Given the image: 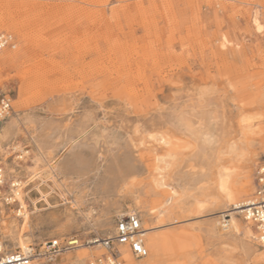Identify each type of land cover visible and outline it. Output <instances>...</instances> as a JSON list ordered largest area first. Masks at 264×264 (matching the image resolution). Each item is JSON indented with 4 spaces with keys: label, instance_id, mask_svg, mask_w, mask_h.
<instances>
[{
    "label": "rangeland",
    "instance_id": "obj_1",
    "mask_svg": "<svg viewBox=\"0 0 264 264\" xmlns=\"http://www.w3.org/2000/svg\"><path fill=\"white\" fill-rule=\"evenodd\" d=\"M3 32L16 42L0 54V86L13 99L3 126L17 113L27 125L0 152L8 176L23 182V214L16 202H0L7 250L22 247L5 231L3 224L12 221L35 245L71 237L85 244L111 234L127 203L133 205L126 191L119 193L122 181L115 176L123 168L138 195L135 211L145 228L156 227L145 237L149 254L129 253L133 261L264 264L263 247L247 248L243 233L223 234L228 217L221 216L226 206L215 188L228 172L230 183L244 191L240 200L256 190L264 158V0H0ZM41 131L51 141L46 158L72 176L63 189L68 199L74 197L68 189L86 187L83 213L71 215L50 179L27 183L26 170L48 175L33 137ZM195 146L199 156L192 155ZM21 149L29 151L22 160ZM191 156L200 170L216 156L229 170L214 165L208 172L213 187L180 210L176 200L192 193L200 178L196 171L179 180L172 175ZM15 167L17 176L9 170ZM101 204L112 207L110 223L95 227L84 213L103 210ZM104 252L84 245L53 264H88Z\"/></svg>",
    "mask_w": 264,
    "mask_h": 264
},
{
    "label": "bare ground",
    "instance_id": "obj_2",
    "mask_svg": "<svg viewBox=\"0 0 264 264\" xmlns=\"http://www.w3.org/2000/svg\"><path fill=\"white\" fill-rule=\"evenodd\" d=\"M17 114L15 116L11 117V119L9 121H7V124L5 126H3L4 124L2 125L1 131H0V152L4 153V151H5L4 142L6 140H8L12 135L15 137L17 134H20V132H23L22 129L26 128V126H27L25 124V118H22V117H20V115H17ZM246 130H247V128H246ZM33 137H35L37 139L35 141V147L37 148V150L40 153L39 160L45 161L44 163H46L47 174L48 175L42 176V172L41 171H37V170H31V171L30 170H26L27 171V176H26L27 183L32 182L35 179V177H39L43 182H46V179H50L51 181L54 182V185L57 186V189L59 188L60 190H62L60 192V194H61V196L63 197V199L65 201L64 203L65 204H71V205L67 206L68 210L71 211V215L75 213V212H73L74 210H78L79 213H81V212L83 213L82 207H81L82 200H80V197H81V194H84L85 196L87 195L86 192L82 193L83 190L86 187H83V189H81V191H73L72 189H68L67 188L68 189L67 193H70L71 195H72V193H74V197L72 198V200H69L67 195H66V193L63 192V189L67 187L65 182L68 181V180H71L72 176L67 174L65 171H63V173H59V170H58V166L59 165H56L55 161H53L51 158H46L45 154L43 153L44 147L47 144L51 143V141H49V139H50L49 138V134L45 133L44 131H41V132L35 134V136H33ZM233 144H234V142H233ZM229 147L230 146H228L225 149H223V153L224 154L228 153ZM16 148L17 147H14V149H16ZM21 153L22 154L18 158H22L23 159L29 153V151L21 149ZM199 153H200V148L198 146L197 147L195 146L193 151H192V155L193 156H199ZM229 153H230V151H229ZM205 158H207V157L205 156L204 159ZM221 161L222 160L220 159V157L216 156L214 158V160L212 161V163L207 164L206 169H204V167H202L203 170H202V168H201V170H200V168H197V166L193 163L192 156L186 158L183 161L182 166L179 169L176 170V172L174 174V177L172 175V178H174V180H176V179L179 180L180 177L184 176L187 172L196 171L197 178H200V179L201 178L202 179L205 178V181H200V179H198L196 181V186L193 187V189H192V191H193L192 193H186L185 192V190L189 191V189L192 186L190 188H188V189L185 188L184 192L186 194L176 200L175 208H178L180 210H185L187 205H189L191 203L193 204V202L196 200V196L197 195L203 194L205 191H208L209 188L213 187L212 185L214 184V182H212L211 174L208 173L209 171H211V168L214 165H218L219 164L220 165V167H219L220 171L221 170H225V172H227V170H229V169H227L226 166L220 164ZM9 170H10V173L13 176H15V175L17 176L18 173H17L16 167L15 168H11V169L9 168ZM18 170H19V168H18ZM43 170H45V169H43ZM204 170H206V171H204ZM126 175L127 174H126L125 169L118 168V170L116 171V176L115 177L119 181V183H120V181H122V184H121V186L119 188V193L120 194L123 193V192L125 193V191H126V193L129 194V198L133 200V202H132L133 205H130V204L127 203V205L125 207V212L124 213H129V212L135 211L134 206L138 207L139 202H138V195L130 190V183L128 181H126ZM9 179H10V182H11V185H10L11 201L12 202H16L19 205V207H20V209H19L20 213L19 214H23V211L21 210L22 209V205H20L21 199L19 197L20 196V192H22V189H23V182H22V180H20L17 177H15V178L14 177H9ZM103 179L108 181L110 179V176L109 175H104ZM230 179H231V176H230ZM230 179H229V174L227 172L224 175H219L218 179L216 180V183H215L216 184L215 188H216L220 198L223 200V202H224V204L226 206V210L222 212L221 216L224 217V218L228 217V219H227L228 228L223 230V234L228 233V232L229 233H234V234L243 233L244 236H245V245H246L247 248H249L250 250L257 249V246L258 247L260 246V247L264 248V243L260 240V238L258 237V234H254L250 230L249 227L241 226V224L237 221V218L234 215V213H237V214L240 213V209H238V208L240 206L239 203L242 200H240L239 198L242 196L244 191H243V189L237 187L238 185L235 186V185L231 184L230 183ZM187 187H189V186H187ZM38 190H40V189H38ZM76 192H77V194H76ZM173 193H174V191H173ZM41 194H42V191H41ZM46 196H47V194H43V198H45L46 199L45 201L47 202ZM0 206H1V203H0ZM101 206L103 207V210H98V209H93L92 208V209H90V211L88 213H86V214L84 213V215L86 217V220L92 226H95V227H98V226L102 227L103 226L104 227V226L109 225V223H110L111 217L107 216V215L111 212L112 207L110 205L109 206H106V205L104 206L102 204H101ZM200 207H201V205H200ZM120 208L121 207L119 205H116V209H118V211H121ZM100 212H102V213H100ZM99 213H100L99 217H96V215H94V214H99ZM14 221H17V220H14ZM142 222H143V220H142ZM248 223H250V222H248ZM3 225L5 227V231H6L7 235H10L11 240L14 241L16 244H19L20 246H22L20 248L21 250H26L28 248V246L30 245V239H29L28 236H25V235L23 236L22 234L20 235L18 232H16L17 227H19L18 224L16 222L12 221V223H9V224L8 223H4ZM209 226L210 227H209L208 230L209 231H213L214 229H213L212 225H209ZM154 228H156V227H149V228L146 227V234H149L150 230H154ZM114 229H115V226H114ZM18 231H19V229H18ZM219 232H221V231H219ZM236 238H238V237H236ZM152 243H153L152 245H154L157 248H160V246L162 245L161 242L158 241V240H153ZM96 248H98V246H96ZM263 255H264V251L261 253V256H263ZM123 258L125 260L124 264H138V263H136L135 261H133L129 257V252H127V251L123 253Z\"/></svg>",
    "mask_w": 264,
    "mask_h": 264
},
{
    "label": "built area",
    "instance_id": "obj_3",
    "mask_svg": "<svg viewBox=\"0 0 264 264\" xmlns=\"http://www.w3.org/2000/svg\"><path fill=\"white\" fill-rule=\"evenodd\" d=\"M15 38L11 33H0V54L8 47H15ZM12 97L0 86V131L3 123L13 111ZM16 153V152H14ZM17 157L22 153L17 152ZM22 160V158H18ZM10 179L6 165L0 160V202L9 204L11 201ZM240 214L246 222H250L256 229L260 240L264 243V158L256 171V190L254 194L239 203ZM224 226L228 221L225 218ZM146 228L137 211L118 216L115 229L106 236L94 237L85 244L80 239L71 237L66 241L58 238L48 240L42 245L30 244L26 250H7L0 233V264H53L66 251L89 245L105 250L104 253L92 257L88 264H123L124 252H129L135 258L148 255L145 244Z\"/></svg>",
    "mask_w": 264,
    "mask_h": 264
}]
</instances>
